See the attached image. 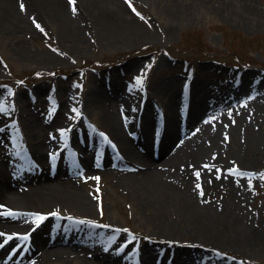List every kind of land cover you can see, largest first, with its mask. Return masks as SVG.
Returning <instances> with one entry per match:
<instances>
[{
    "label": "rangeland",
    "instance_id": "374dc122",
    "mask_svg": "<svg viewBox=\"0 0 264 264\" xmlns=\"http://www.w3.org/2000/svg\"><path fill=\"white\" fill-rule=\"evenodd\" d=\"M212 1L132 0L137 14L125 0L124 18L143 33L135 37L122 33L113 42L97 37L90 26L83 28L86 38L75 41L63 37L62 22L46 11H39L36 20L43 30L34 23L35 30L28 36L7 21L0 23V103L8 109L0 111L4 140L0 158H6L10 167L26 172L30 178L52 174L49 167L56 162L54 175L77 178L75 185L92 201L91 207L79 212L71 204L52 208L32 200L16 204L10 200V205L51 214L59 210L70 221L69 215L76 217L84 230L75 235L86 243L94 238L101 240L94 246L107 251V257L113 260L119 255L118 242H130L121 254L127 257V264H132V258L146 264L145 255L136 252L148 247L154 252L147 259L154 264H159L156 253L160 249L165 264H188L190 258L181 260L187 254L195 257L190 264H264V178L260 176L264 173V147L251 140L257 133H264V0H247L244 11L231 3L229 7L237 17ZM137 76L143 81L138 82ZM166 92L174 101L187 103L201 98L202 92L209 94L205 97L211 102L207 110L193 119L178 116L177 125L187 130L174 137L173 147L186 135L200 141L214 125H224L220 133L222 136L226 131L227 136H220V151L210 152L214 161H209L207 153L199 159L202 165L210 166L211 170L204 166L207 182L194 181L193 186L203 193V203L220 204L230 211L226 214H231L230 222L236 224L233 227L238 233L229 230L232 227L224 218L222 224H209L204 217H185L176 205L158 204L153 209L152 204L140 201L136 183L119 182L130 171L132 164L128 163L133 159L124 156L118 145L115 151L109 147L110 142L117 141L105 114L126 104L128 110L124 111L131 117L132 126L136 123L138 127L136 133H131L132 143L137 149L147 140L150 156H156L155 162L159 163L164 158L156 154V146L150 141L152 131L161 124L156 111L162 110L160 113L166 117ZM144 111L155 117L152 124H143ZM78 113L79 118H74ZM37 126L38 136L47 145L44 150L49 151L41 162L33 156L34 146L27 132ZM61 128L68 130L66 137L59 132ZM90 144L99 149L90 148ZM27 153L34 157L33 163L26 159ZM82 155L94 162L97 171L84 167ZM103 160H108L110 166L103 167ZM236 164L242 165L239 172L257 175L242 176L226 170ZM196 169L190 166L192 173ZM91 220L97 224H91ZM171 224L184 225L187 230L168 229ZM246 225L251 231L247 241L253 239L255 244L251 240V245L238 246L229 240V234L232 239L231 235L242 237L240 228ZM203 226H209L218 236L221 231L222 236L208 238L201 231ZM40 228L36 230L38 236L48 233ZM17 251L14 260L20 256ZM39 255V251L22 255L16 264H54V259L40 260ZM2 257L7 258L5 254Z\"/></svg>",
    "mask_w": 264,
    "mask_h": 264
},
{
    "label": "bare ground",
    "instance_id": "6f19581e",
    "mask_svg": "<svg viewBox=\"0 0 264 264\" xmlns=\"http://www.w3.org/2000/svg\"><path fill=\"white\" fill-rule=\"evenodd\" d=\"M124 1L125 0H75L76 10L73 11L72 0H22L25 5L24 9L20 7L21 0H0V23L7 21L10 25L12 24L20 28L22 34L28 36L26 34L35 30L33 27L35 23L33 17L37 20V18H39V11H46L62 22L60 28L61 35L63 37H73L75 41H78L79 38L87 37L86 31L83 29L85 26H90V28L96 31L97 37L107 40L108 42L117 40L122 33L126 36H142L143 31L133 26L130 20L124 18V14H127ZM212 2L218 3L219 7L230 16L235 15V11L229 7L231 3L235 2L238 5V10L241 11L246 10L247 5V0H213ZM192 4L195 5L194 2ZM235 16L237 17V15ZM75 32L78 34H74ZM91 34L92 32L90 35ZM198 90L197 88V91ZM207 91L209 92V88H207ZM206 95L209 94L202 92L201 98L187 104V107H183L185 104L180 102L181 100L174 101L172 99V94L168 92L165 93L167 102L165 117L167 120V140H162V143H160L158 156H162L164 159L159 163L155 162V157L153 159V157L150 156L147 140L142 141L137 149L132 143L130 139L131 133H136L138 127L136 123L132 126L130 122L131 117L128 116V112L124 111V109L128 110L126 104L118 106V111L116 110L113 113L108 112L105 114L111 132L117 141V143L113 141V145L115 144L117 148L119 146L124 156L126 154L133 159V163H128L132 164L130 166V171H127V175L124 179L119 180V182L136 183L140 201L145 203L144 205L152 204L151 206H153V209L154 206L158 204L176 205L180 208L185 217L190 219L204 217L206 223L209 224L210 222L222 224L223 222L221 220L224 218L226 224L228 223V225L232 227V229L229 230L238 233L233 227L236 224L230 222L232 218L229 215L231 214H226L230 213V211L226 210V208L223 209L220 204L212 205L210 203H203L200 197L201 192L197 191L193 186L194 181L207 182L208 172L206 168H204L205 164L202 165V161L199 159L206 156V153L209 157V161L215 159L210 152L220 151L219 149L223 145L221 137H224L223 135L226 132L222 133L221 136L220 132H222L224 125L217 123L208 134H205L204 139L200 141L197 139L194 140L192 135H186L180 140L176 147H173L174 137H179L184 134L187 128L181 127L180 124L177 125L176 120L178 116H187V118L193 119V117L199 115V113L207 110L211 102L205 100ZM101 107H103V110L106 108L103 104ZM154 119L155 117L144 111L142 117L144 125L148 123L152 124ZM39 126H37L35 130L34 128H29L27 132L32 139V146H34L32 148L33 156L41 162L49 155V151L44 150L47 145L44 143V140H41L38 136L40 131ZM40 128H42V126H40ZM225 128L227 127L225 126ZM144 132H147V130ZM251 140H253L255 145L264 147V133L262 131L257 133ZM192 142L196 143L193 144ZM3 144L4 140L2 133H0V145L3 147ZM85 146H87V144H85ZM89 147H92L94 150L99 149V146L97 147L92 144H90ZM83 149L84 147L81 148V150ZM1 154L2 151L0 150V155ZM30 154L31 153L26 154V159L32 162L34 157L32 158ZM119 158L123 159L121 156ZM81 159L85 161L83 164L87 170L97 171L94 162L88 160L89 158L87 156L82 155ZM109 163L108 160H103L101 165L103 167H109ZM194 165L195 168L197 166V169L192 173L190 166ZM241 166L238 167L237 164L235 165L238 169ZM249 168L250 167H247V169ZM104 169L106 170L107 168ZM197 170L200 172L199 176L196 175ZM106 171L109 172V170ZM27 175L26 172H22L16 167H10L6 158H0V205H7L11 208L18 207L15 209L19 212V215L16 217L0 215V234L5 232L9 235L12 233H29V238L27 239L29 243L25 256L32 252L39 251L40 255L38 258L40 260L48 261L49 259H54V264H127V257L117 256V258L113 260L107 257L108 255L105 251L101 249H98L100 251H96L97 247H94L92 243L87 245L78 236H75L71 231L73 227L69 228L70 224L73 225L75 223L65 219V216L62 215L61 212V214L57 216L45 210L38 211L20 205H10L8 202L10 200L13 201L14 204L32 200L41 205H50L52 208L61 207L62 205L66 207L65 204H71L76 209L75 212L85 211L92 206L91 199L82 193L80 188L75 185L77 179L75 177L53 176L50 174L41 178H30ZM238 179H243V177H238ZM22 210L34 211L35 213H49L50 215H47L41 224L34 225V216L22 212ZM2 211L3 209H0V212ZM40 227L48 230V233L44 236H38L36 230H40ZM203 227L204 229L201 230ZM203 227L200 230L210 239H219L222 236L221 231V236H218L219 234L211 230L212 228L209 226ZM178 228L187 230L184 225L182 227L177 224H171V227L168 229ZM188 229L194 231V227ZM250 232V228L246 225L240 228V235L242 237L231 235L233 236L232 239L230 234L227 235V237L238 246H244V244L251 245V240L252 243H254V240L250 239V242L247 241V236L251 234ZM18 238L19 236H13L12 239L8 240L6 237L0 235V264H10L9 260H12L10 258L9 260L7 258L5 259L2 256L4 253L11 252L12 248L17 245V241H19ZM5 240L7 242H5ZM17 250H19V248ZM141 254L143 256L145 255L144 257L146 259H144L146 260V264H154L151 259H147L150 258L151 254L150 247L144 248ZM178 258L182 257L178 256ZM189 258L190 261H192L195 257L187 254L181 260ZM190 261H188V264H190ZM11 264L16 263L13 262ZM159 264H165V262L162 260Z\"/></svg>",
    "mask_w": 264,
    "mask_h": 264
},
{
    "label": "snow or ice",
    "instance_id": "6c2138e0",
    "mask_svg": "<svg viewBox=\"0 0 264 264\" xmlns=\"http://www.w3.org/2000/svg\"><path fill=\"white\" fill-rule=\"evenodd\" d=\"M128 3H129V5L133 8V11H137V9L135 8V6L132 4V0H128ZM72 5H73V11H75V10H76L75 0H72ZM20 7H21L22 9L25 8V5H24V3L22 2V0H21V3H20ZM137 14H140V13L137 11ZM33 20H34V22L36 23V26H37L38 28H40L41 30H43V26L39 23V21H36V20H35V17H33ZM38 75H39V73H38ZM136 80H137L138 82H142V81H143V77H142V76H137V77H136ZM137 86H138V87L140 86L139 83H138ZM245 103H246V102H245ZM13 106H14V105H13ZM0 111L7 112L8 109H7L6 106H4L2 103H0ZM74 111H77V112H78V110H76V109H74ZM229 115H231V109H229ZM74 118H79V113H78V115H77L76 117H74ZM209 119L211 120V119H214V118H213V117H209ZM233 122H234V121H233ZM67 131H68V130L65 129V128H61V129H59V132H60L61 134H64L65 137H66ZM105 135H106V134H105ZM225 135L227 136V133H225ZM51 156H52L53 159H55V157H56V153L53 152V153L51 154ZM205 167H206V168H209V170H211V169H210V166L205 165ZM226 170H227L228 172H230V173H234V172H235V173H237V174H239V175H242V176H254V175H257V173H255V172H239L238 168H236V167L228 168V169H226ZM196 175H197V176L200 175L199 170H197ZM217 175H219V171H217ZM260 176H261V178H264V173H260ZM96 179H99V177L97 176ZM248 183H249V185H251V184H252V180L249 179V180H248ZM197 187H200V185H197ZM201 194H203V193H201ZM0 209H3V211L0 212V215H4V216H12V217H16V216L19 215L18 210L13 209V208H11V207H8L7 205H0ZM52 214L59 216L61 213H60L59 210H57L55 213H52ZM31 215L34 216V223H35L36 225H39V224H41V222L46 218V216H47V215H50V214H49V213H39V212H37V213L31 214ZM69 218H71V219H77L76 217H72L71 215H69ZM89 222H90L91 224H94V225L97 224V221H96V220H91V221H89ZM0 235H2L3 237H6L8 240L12 239L13 236L18 237V236H20V235H23V237H24L25 240H27V239L29 238V233H27V232H25V233H12L11 235H9L8 233L5 232V233H2V234H0ZM5 242H7V241L5 240ZM128 243H130V242L125 241L123 244H121L120 247H119V249H118V251H123L124 248L127 246ZM19 247H20V245L17 244L14 248H12V252L15 253L16 250H17V248H19Z\"/></svg>",
    "mask_w": 264,
    "mask_h": 264
},
{
    "label": "trees",
    "instance_id": "16d2710c",
    "mask_svg": "<svg viewBox=\"0 0 264 264\" xmlns=\"http://www.w3.org/2000/svg\"><path fill=\"white\" fill-rule=\"evenodd\" d=\"M247 44H248V45H250L251 43H250V44H249V43H247ZM235 55H236V53H235Z\"/></svg>",
    "mask_w": 264,
    "mask_h": 264
}]
</instances>
